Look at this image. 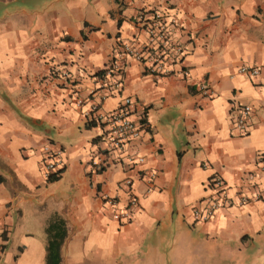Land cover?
Returning a JSON list of instances; mask_svg holds the SVG:
<instances>
[{
  "label": "crops",
  "instance_id": "crops-1",
  "mask_svg": "<svg viewBox=\"0 0 264 264\" xmlns=\"http://www.w3.org/2000/svg\"><path fill=\"white\" fill-rule=\"evenodd\" d=\"M139 10L170 23V71L148 74L122 54L120 90L108 93L110 79L95 73L121 42H148L134 25ZM263 65L264 0H0V264H44L53 214L66 227L61 264H157L165 247L184 249L185 264H264ZM124 97L140 134L103 153L99 125L83 124L91 104L107 113ZM80 127L95 134L77 139ZM44 147L59 152L54 181L43 177ZM96 153L105 165L92 169ZM212 176L230 203L195 221ZM104 196L128 210L126 221L111 217Z\"/></svg>",
  "mask_w": 264,
  "mask_h": 264
},
{
  "label": "built area",
  "instance_id": "built-area-1",
  "mask_svg": "<svg viewBox=\"0 0 264 264\" xmlns=\"http://www.w3.org/2000/svg\"><path fill=\"white\" fill-rule=\"evenodd\" d=\"M170 23L163 19L162 15L158 11H137L134 19V25L136 29L142 31L148 38L146 45L142 46V49L138 50L134 48L128 42H121L118 44L116 51L113 54V59L109 64L103 69L104 76L109 80L108 93L109 92H119L121 87L120 69L116 63L117 59L120 58L122 54L128 55L137 61L144 62L145 71L148 74L169 73V69L165 68V50H167L168 45L166 40V30ZM157 40V41H154ZM154 43L157 44L154 46ZM172 51L175 56L180 52V44L171 46ZM145 53V56H143ZM174 56V59H175ZM264 69V65H263ZM240 74L246 75H256L259 73V69L256 67L241 66L238 69ZM199 92L201 95H206L208 93L207 89L202 85L199 86ZM108 93L101 95L100 99L107 97ZM76 105H80L82 102L78 97L74 101ZM131 105V99L129 97H124L121 99L118 106L107 113H99L98 103L91 104L90 110L93 113L92 119L99 125L100 134L98 136L99 143H102L101 151L109 152L110 150H116L122 147L131 139H136L140 134L139 123L135 122L130 118L129 106ZM238 116L235 118L236 127L239 129H244L246 125V118L248 114V107H242L239 111ZM97 141V142H98ZM99 148V147H98ZM44 151L48 155V158L44 160L43 163V177L46 178L52 172L60 167V160L57 158L59 154L50 151L48 147H44ZM99 153L90 161L92 169H99L101 165H105V162H101L98 159ZM262 156L259 157V162L263 165ZM136 161H142L141 157H138ZM127 162H133V158L128 157ZM262 168V167H261ZM123 184L129 187L132 184L131 179L126 178L123 180ZM222 181L218 176H212L208 181V186L210 188V194L207 195L202 201L201 207H194L191 209V216L195 221L205 222L210 219L224 203H230L229 199L224 197V194L219 190L221 188ZM104 204L111 207V217L118 221H126L129 215L127 209H121L117 206V201L115 197L104 196ZM246 201L245 197L240 198L236 204L238 206L243 205ZM130 203H134L133 199Z\"/></svg>",
  "mask_w": 264,
  "mask_h": 264
},
{
  "label": "trees",
  "instance_id": "trees-1",
  "mask_svg": "<svg viewBox=\"0 0 264 264\" xmlns=\"http://www.w3.org/2000/svg\"><path fill=\"white\" fill-rule=\"evenodd\" d=\"M102 72L103 70H99L95 75L101 76ZM83 126L86 128L95 126V121L93 119H88L84 122ZM61 170L62 167H59L55 172L48 175L45 180H56L59 177ZM44 232L46 236L44 264H61L60 249L66 237V227L63 218L57 214H53L49 218L44 228Z\"/></svg>",
  "mask_w": 264,
  "mask_h": 264
},
{
  "label": "rangeland",
  "instance_id": "rangeland-1",
  "mask_svg": "<svg viewBox=\"0 0 264 264\" xmlns=\"http://www.w3.org/2000/svg\"><path fill=\"white\" fill-rule=\"evenodd\" d=\"M94 134H95V129L93 127L90 128V129H84V128L80 127L79 128V131H77V133H76V137L75 138H77V139L84 138L86 140H89L91 138V136H93ZM172 252H173V250L171 251L167 247H165L164 250H162L161 252H159V253H162V254L159 255L157 264H170V262L168 260H166V256L164 254L170 255ZM181 252L180 251H174L173 252V254H172V261H174L173 259H174V256L175 255H179L180 258L177 259L178 260L177 262H175V263L172 262V264H185V262H186V256H183V255L185 253L187 255L188 253L185 252L184 249L181 250ZM245 254H246V257H247V251L243 253V255H245ZM148 262L149 261L146 260V261H144L143 264H148ZM235 263H236V260H235L234 264ZM245 263L246 262L242 260L240 264H245ZM115 264H119V263H115ZM120 264H124V263H120ZM126 264H132V263H126ZM236 264H239V261Z\"/></svg>",
  "mask_w": 264,
  "mask_h": 264
}]
</instances>
